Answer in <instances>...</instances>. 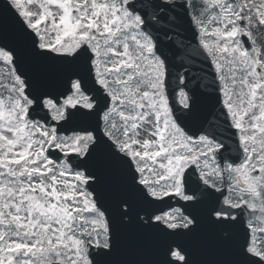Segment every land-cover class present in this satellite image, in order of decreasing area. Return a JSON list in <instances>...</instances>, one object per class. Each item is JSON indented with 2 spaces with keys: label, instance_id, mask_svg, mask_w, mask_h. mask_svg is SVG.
Returning <instances> with one entry per match:
<instances>
[{
  "label": "snow or ice",
  "instance_id": "obj_1",
  "mask_svg": "<svg viewBox=\"0 0 264 264\" xmlns=\"http://www.w3.org/2000/svg\"><path fill=\"white\" fill-rule=\"evenodd\" d=\"M0 264H264V0H0Z\"/></svg>",
  "mask_w": 264,
  "mask_h": 264
},
{
  "label": "water",
  "instance_id": "obj_2",
  "mask_svg": "<svg viewBox=\"0 0 264 264\" xmlns=\"http://www.w3.org/2000/svg\"><path fill=\"white\" fill-rule=\"evenodd\" d=\"M136 247H139V244H135ZM128 253V250L126 248V254Z\"/></svg>",
  "mask_w": 264,
  "mask_h": 264
}]
</instances>
